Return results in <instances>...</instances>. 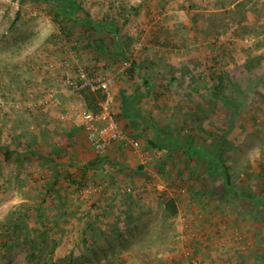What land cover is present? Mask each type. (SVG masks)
I'll return each instance as SVG.
<instances>
[{
  "label": "rangeland",
  "instance_id": "rangeland-1",
  "mask_svg": "<svg viewBox=\"0 0 264 264\" xmlns=\"http://www.w3.org/2000/svg\"><path fill=\"white\" fill-rule=\"evenodd\" d=\"M0 264H264V0H0Z\"/></svg>",
  "mask_w": 264,
  "mask_h": 264
},
{
  "label": "built area",
  "instance_id": "built-area-1",
  "mask_svg": "<svg viewBox=\"0 0 264 264\" xmlns=\"http://www.w3.org/2000/svg\"><path fill=\"white\" fill-rule=\"evenodd\" d=\"M63 82L72 89L86 86L94 88L96 79L81 69L76 77L67 71L63 77ZM62 118L69 121H79L90 145L97 153H104L112 144L117 142H124L130 148L135 149L139 146V141L128 135L126 130L119 124L109 107L108 100L101 104V109L98 111L86 107L72 106L71 111L63 114ZM158 188L163 189L164 185L159 184Z\"/></svg>",
  "mask_w": 264,
  "mask_h": 264
},
{
  "label": "trees",
  "instance_id": "trees-1",
  "mask_svg": "<svg viewBox=\"0 0 264 264\" xmlns=\"http://www.w3.org/2000/svg\"><path fill=\"white\" fill-rule=\"evenodd\" d=\"M95 91H93L91 89V87L86 86V87H82L81 89V93L84 96V99L86 101V103L88 104L89 108L94 109L95 111H97V109H99V98L97 97L96 93H94ZM100 92V91H98ZM97 92V93H98ZM170 208L173 212L176 211L175 205L173 203V201L170 200Z\"/></svg>",
  "mask_w": 264,
  "mask_h": 264
}]
</instances>
